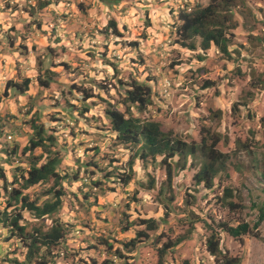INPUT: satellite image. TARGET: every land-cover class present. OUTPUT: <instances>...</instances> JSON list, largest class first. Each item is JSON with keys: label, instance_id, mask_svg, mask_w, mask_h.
<instances>
[{"label": "rangeland", "instance_id": "1", "mask_svg": "<svg viewBox=\"0 0 264 264\" xmlns=\"http://www.w3.org/2000/svg\"><path fill=\"white\" fill-rule=\"evenodd\" d=\"M44 1L0 0V172L8 182L0 210L11 188L24 186L11 182L33 160H53L55 176L26 192L38 204L54 202L63 185L62 206L44 218L24 209L22 222L32 232L58 221L69 225L52 254L36 253L30 264H78L86 257L107 264H264V221L255 226L264 201V0L235 8L232 55L211 48L204 60L197 58L201 37L183 43L176 27L180 11L210 0ZM137 82L151 86L152 103L141 111L124 96ZM107 105L159 121L172 138L198 145L215 134L218 149L228 153L227 172L212 187L197 184L201 146L189 157L187 151L169 156L171 164L165 155L143 159L141 144H121L112 135ZM34 123L56 144L47 140L23 152ZM150 218L156 227L143 221ZM246 221L252 230L242 239L220 229ZM209 224L220 233L216 256L207 249ZM138 231L145 232L141 245L120 253ZM26 251L18 232L0 223V264H15Z\"/></svg>", "mask_w": 264, "mask_h": 264}, {"label": "trees", "instance_id": "2", "mask_svg": "<svg viewBox=\"0 0 264 264\" xmlns=\"http://www.w3.org/2000/svg\"><path fill=\"white\" fill-rule=\"evenodd\" d=\"M43 3H51V0L44 1ZM239 5H247V0H210L208 5L199 6L191 11L182 10L179 13L180 22L177 25L176 34L182 38L183 43L200 36L201 49L208 50L210 48H217L227 56H231L232 51L230 46L232 45V30L236 29L239 25L235 7ZM111 23L117 28V22H114L113 20ZM188 45L192 49L196 48V44L194 43ZM39 81L46 87L50 85V81L45 78L43 79L41 76L39 77ZM23 82L28 85L30 84L31 79L27 77ZM20 84L21 83H14L12 86L18 85L20 87ZM86 94L89 97L92 96V94L89 95L88 92H86ZM147 94L150 95L149 98L146 97ZM124 96L126 98V102H130L133 106H137L140 111L143 108L142 104L146 101V104L152 103L151 86L145 82H137L130 85L127 90V94L125 93ZM111 105L106 106L105 114L108 119L110 118V123L113 129L112 135H114L115 139L123 144H142L141 153L138 154L143 159H146L147 152L144 151L145 149L148 150L150 154L168 153L173 155L175 151L182 150L183 146L187 145V143L182 139H177L176 142L173 141L172 137H169V135L162 130L160 122L138 117L131 109L129 112H124V110L118 108L117 106L112 107ZM33 127L36 130V133H34L29 139L28 144L24 145L23 152L42 146L47 140H49V143L52 145L56 144V141L52 138V136H49L47 140L44 138L43 135H45L46 130L43 124L39 125L34 123ZM36 135L38 137H35ZM217 142L218 140L215 141L213 139L212 144L208 146L207 139L204 138L202 141V148L206 152L207 163L204 164L203 168L195 176V178L198 182H205L206 186H213L216 175L226 168L227 160L225 159V153H222L220 150L215 148V144ZM36 159L39 160V157ZM54 163L55 162L53 160H49L45 164H39V161L33 160L31 167L26 171V174L24 173L22 178L16 177L11 182L12 184H16L18 181L23 180L24 186H14L11 188L9 197L6 199L5 207L3 210H0V223L5 224V226H9L12 229V232H18L20 238L24 239V242L26 243L27 251L24 253L22 252L23 257L21 259L18 257L15 260V264H30L35 259L36 253H39V257H46L48 253L52 254L54 243L56 245V242H59L63 238V231L65 232L66 226H69L68 224L63 225L58 221L56 225H52L51 230L48 229L47 231H44L42 230V226H40L35 229V232H32L28 231L22 222V210L24 209L33 211L38 218H44L46 215L56 214V212L61 208L63 204L61 196L64 194L62 184L60 189L55 191L54 195L56 200L54 202L49 201L38 204L37 202L30 200V197L26 192V189L49 180L51 176H55L57 171ZM134 163L135 162L133 160H130L129 167ZM1 169L0 178H2L3 181H0V198L3 194L8 192V182L7 179L4 178L3 168ZM128 181L129 178L127 177L125 182ZM57 183H60V180H57ZM225 191L228 192L229 188H225ZM232 195L233 193H229L227 197H232ZM228 203L230 208L239 207L236 204L237 202L233 200H228ZM257 218L258 220L256 221L255 226H258L264 221V201L259 206ZM143 221L154 223L155 227L157 226L155 219L150 218L149 220ZM209 227L211 228V234L207 239L208 249L214 254L219 252L222 253V249L220 248L221 245L219 243L220 233L216 230V228L212 227L211 224H209ZM220 229L234 237H240L244 233H248L252 230L250 228V224L247 222L239 223L236 226L231 224L225 225L223 223L220 224ZM142 235H145V232L138 231L136 236L130 242H125L123 244L124 247L129 248V251H125L124 248H121L120 253H128V255L132 254V252L141 245L140 240L138 241L137 239H141ZM146 236L148 235L146 234ZM151 240L153 239L151 238ZM101 243H106V240ZM169 243L171 242H167L163 245V247H161L162 254L166 253L170 247L176 245L177 241L175 244L169 245ZM39 244L45 246V251H38L41 247ZM83 259V263L85 264H107V262H109L108 260L99 261L96 258H92V260H90L88 257ZM38 260L39 259L37 258V261ZM83 263H81L80 259H78V264ZM125 264H133V261H128Z\"/></svg>", "mask_w": 264, "mask_h": 264}, {"label": "clouds", "instance_id": "3", "mask_svg": "<svg viewBox=\"0 0 264 264\" xmlns=\"http://www.w3.org/2000/svg\"><path fill=\"white\" fill-rule=\"evenodd\" d=\"M210 3V2H209ZM247 4H248V0H247ZM208 5V4H207ZM202 6H204V5H202ZM239 6H242V5H239ZM238 7V6H237ZM198 8V7H197ZM236 8V7H235ZM235 12H237L236 10H235ZM179 20H180V17H179ZM180 22V21H179ZM176 29H177V27H176ZM232 32H233V35H231V36H234L235 35V32H234V29L232 30ZM200 50H202V53H200V54H197V58L199 59V60H204L207 56H208V54H207V51L209 50H203V49H201V47L199 48ZM211 49V48H210ZM215 49H217V48H215ZM193 50H198V49H193ZM26 79V78H25ZM24 79V80H25ZM208 84H209V82L207 83H205L204 84V87H208ZM152 96V95H151ZM156 121V120H155ZM159 122V121H158ZM161 123V122H160ZM162 128V127H161ZM163 130V129H162ZM169 135V134H168ZM214 136H216L215 134H211V142L209 143V144H207L208 146L210 145V144H212V142H213V139L215 140V141H217L218 140V142L215 144V148L216 149H218V147H217V144L219 143V139L218 138H214ZM169 137H172V136H170L169 135ZM208 138H209V136H208ZM213 138V139H212ZM177 139H181V138H176V137H173L172 138V140L173 141H175L176 142V140ZM182 140H184L186 143H187V145L186 146H183V149L182 150H178V151H175V153L176 152H181V151H187V152H189V154H188V157L190 156V155H192V154H194L195 153V146H201V148H200V151H201V153L205 156V160L203 161V159H202V162H201V166H200V168L198 169V171L194 174V179H195V182L197 183V184H203L204 185V187H212V186H206V183L205 182H198L197 181V179L195 178V176L201 171V169L203 168V166H204V164H206L207 162H206V158H207V156H206V152H205V150L202 148V143H201V145H198L196 142H188L186 139H184V138H182ZM208 140V139H207ZM121 143V142H120ZM121 144H123V143H121ZM127 145H130V144H127ZM139 145V144H138ZM142 145V144H141ZM219 150V149H218ZM145 152H147L146 153V155H148V154H150L149 152H148V150H144ZM221 151V150H220ZM222 152V151H221ZM174 153V154H175ZM182 153V152H181ZM222 153H225V152H222ZM153 155H159V157H162L163 155H165V162H166V159H167V162L168 163H170L169 161H168V157L169 156H172V155H170V154H168V153H159V154H153ZM141 157V156H140ZM226 157H228V153H225V159H226ZM137 158H139V156H138V154L136 155V156H134L131 160H133L134 162H135V160L137 159ZM157 159V158H156ZM171 164V163H170ZM187 165V164H186ZM186 167V166H185ZM227 172V161H226V168H225V170H223V171H220L217 175H216V177H215V179H214V183H213V186H214V184H215V181H216V179L218 180L219 179V177H221V175L223 174V173H226ZM169 175H170V178H171V173L169 172ZM247 222V221H246ZM240 223H242V222H240ZM247 223H249V222H247ZM229 225L230 223H225V225ZM239 224V223H238ZM238 224H231V225H234V226H236V225H238ZM250 224V223H249ZM251 227V226H250ZM251 232V231H250ZM250 232H248V233H244L243 235H241L240 237H234V236H232V237H234V238H243V236L244 235H246V234H249ZM228 234V233H227ZM230 235V234H229ZM220 245H221V243H220ZM207 249H208V246H207ZM208 251H209V249H208ZM210 252V251H209ZM219 253H221V252H219ZM219 253H217V254H219ZM211 254L214 256H216L217 254H214V253H212L211 252ZM222 254V253H221ZM198 264H203V263H198ZM216 264H230L229 263V260L228 261H226V262H224V263H216Z\"/></svg>", "mask_w": 264, "mask_h": 264}]
</instances>
